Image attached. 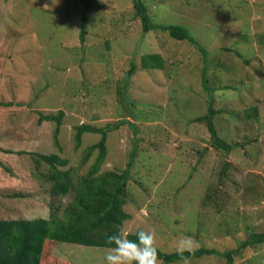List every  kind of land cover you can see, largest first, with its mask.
<instances>
[{
    "label": "rangeland",
    "instance_id": "1",
    "mask_svg": "<svg viewBox=\"0 0 264 264\" xmlns=\"http://www.w3.org/2000/svg\"><path fill=\"white\" fill-rule=\"evenodd\" d=\"M145 2L155 23L185 26L209 52L231 54L211 53L205 67L191 43L163 31L143 35L132 0H93L84 43L88 0H0V218L62 216L73 192L53 196L47 158L68 159L62 169L76 185L98 155L85 159L88 147L102 140L86 133L75 149L76 126L91 124L107 132L102 172L133 162L128 233L154 230L165 253H175L181 237L196 250L238 249L264 232V0ZM152 53L161 54L163 70L141 69ZM204 68L214 93L203 84ZM212 98L216 110L225 108L214 118L218 136L244 147L217 149L207 126L194 122ZM61 110L57 143V124L40 118ZM106 251L58 243L44 262L107 264ZM191 264L229 263L211 256ZM234 264H264V245Z\"/></svg>",
    "mask_w": 264,
    "mask_h": 264
},
{
    "label": "trees",
    "instance_id": "2",
    "mask_svg": "<svg viewBox=\"0 0 264 264\" xmlns=\"http://www.w3.org/2000/svg\"><path fill=\"white\" fill-rule=\"evenodd\" d=\"M92 1L88 0L85 7V14L82 18V29L80 39L82 43L86 41L87 24ZM134 13L137 19L141 21L142 33L147 35L152 31L167 32L169 36L176 41L191 43L199 54L203 56L205 67L208 63V55L211 53L218 55L231 54V48H224L209 52L203 48L201 42H198L192 35L190 29L181 25L172 24H157L153 21L150 9L145 0H132ZM161 5L166 3L162 2ZM218 56H216L217 58ZM217 62V61H216ZM249 63V62H248ZM225 67L223 62H219ZM165 61L161 54L152 53L144 55L141 59L140 67L142 70L149 72L157 69H164ZM138 69L135 62H131L129 74L132 75ZM206 70L203 69V84L209 93H214L215 90L208 87ZM217 102H209L207 114L200 116L194 122L203 123L207 126L214 146L217 149H223L230 153L235 148L244 144L231 145L220 139L218 131L214 124V118L217 114L224 111L225 108L216 110ZM255 108V113H258ZM65 112L59 111L57 115H41L40 122L49 121L55 122L57 128L55 131L56 142L62 126ZM75 134V149H79L82 145L83 136L86 133H100L102 140L93 144L87 149L85 159H89L98 151V155L89 172L73 184L71 169L65 170L69 165V160L62 158L59 155L53 154L47 158L50 165L49 178L53 181L51 192L53 196L68 195L73 192L71 203L65 208L62 216L56 212H52L48 219H3L0 218V264H45L44 261H49V255H46V250L55 249L58 243H68L74 245H82L87 247L110 248L114 245L105 243L107 236L118 233V228L123 224L133 219V216L128 213L127 190L131 181L132 163L128 164V168L119 171L102 172V167L106 162L108 155L107 150V132L105 128H99L91 124H81L76 126ZM249 142V141H248ZM134 158V153L131 154ZM140 231V230H138ZM137 231V232H138ZM136 232V233H137ZM129 239L136 240L135 233H129ZM264 245V232L251 233L246 241H244L238 249L228 250L221 253L216 249L200 248L195 251L194 255L185 253L191 261L203 257L217 256L227 260L229 264H234L236 257H241L243 252L248 248H257ZM159 259L162 264L182 263L180 256L175 253H165L158 249ZM58 259H55V264H58Z\"/></svg>",
    "mask_w": 264,
    "mask_h": 264
},
{
    "label": "clouds",
    "instance_id": "3",
    "mask_svg": "<svg viewBox=\"0 0 264 264\" xmlns=\"http://www.w3.org/2000/svg\"><path fill=\"white\" fill-rule=\"evenodd\" d=\"M45 9L49 5H44ZM129 233L123 226L118 228V233L109 235L105 243L114 245L106 251L107 264H162L159 259L155 232L140 230L135 233L136 240L128 238ZM182 264H191V260L185 253L195 254L196 245L190 237H181L175 247Z\"/></svg>",
    "mask_w": 264,
    "mask_h": 264
}]
</instances>
